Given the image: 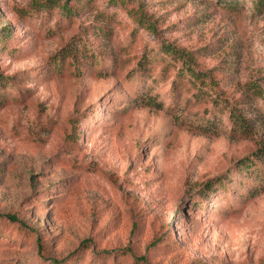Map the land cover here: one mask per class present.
Here are the masks:
<instances>
[{
  "label": "rangeland",
  "instance_id": "1",
  "mask_svg": "<svg viewBox=\"0 0 264 264\" xmlns=\"http://www.w3.org/2000/svg\"><path fill=\"white\" fill-rule=\"evenodd\" d=\"M34 1L0 0V264H264V0H143L155 32ZM163 40L217 68L247 130L173 85L179 62L135 72Z\"/></svg>",
  "mask_w": 264,
  "mask_h": 264
},
{
  "label": "trees",
  "instance_id": "2",
  "mask_svg": "<svg viewBox=\"0 0 264 264\" xmlns=\"http://www.w3.org/2000/svg\"><path fill=\"white\" fill-rule=\"evenodd\" d=\"M133 1L111 0V2L119 5L124 11H126L132 22L143 26V28L147 30L155 32L156 26L153 25V23L156 22V18H153L150 14L146 13L143 8V0ZM85 4V0H73L71 4H69L68 0H65L62 4H59L58 0L34 1L29 7V13L38 12L46 8L50 11V8L58 6L62 8L61 15L66 19H70L73 17L74 12L82 10L85 7ZM129 4H131V6ZM197 51L177 47L174 44L163 40L158 51L154 53L150 51L148 54L146 53L140 57L135 72L141 74L142 69L153 60V56L157 57V62L162 63L164 69H166L165 67L171 66L172 61L179 62V66L176 68V77L173 80V85L186 87L188 90L187 92L191 91L192 95L210 97L215 109H219L223 112L226 111V109L228 110V118L233 129L236 132H244L249 127L248 123L242 113L238 111L239 106H237L236 103H232L220 88L221 77L216 75L217 68H202L197 59L202 54L200 52L196 53ZM0 217H3V215H0ZM7 218L11 221L16 220V217L11 214L7 215ZM36 240L38 250L42 251L44 246L41 238L38 237ZM84 243L85 242L81 244L83 245ZM80 260L81 259L78 257L75 259V255L69 254L64 258L50 260V264H79ZM140 260H143V258L141 257Z\"/></svg>",
  "mask_w": 264,
  "mask_h": 264
}]
</instances>
